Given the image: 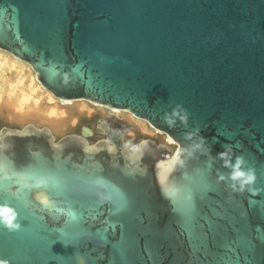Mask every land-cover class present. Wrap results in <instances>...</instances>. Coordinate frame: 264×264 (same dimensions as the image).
Listing matches in <instances>:
<instances>
[{
    "label": "water",
    "instance_id": "95a60500",
    "mask_svg": "<svg viewBox=\"0 0 264 264\" xmlns=\"http://www.w3.org/2000/svg\"><path fill=\"white\" fill-rule=\"evenodd\" d=\"M0 50L55 98L128 111L178 145L2 127L0 203L22 228L0 226V259L264 264V0H0ZM225 145L256 169L255 194L218 180Z\"/></svg>",
    "mask_w": 264,
    "mask_h": 264
},
{
    "label": "rangeland",
    "instance_id": "374dc122",
    "mask_svg": "<svg viewBox=\"0 0 264 264\" xmlns=\"http://www.w3.org/2000/svg\"><path fill=\"white\" fill-rule=\"evenodd\" d=\"M11 93L15 98L27 96L29 103L39 102L43 105L48 103L51 94L50 91L44 89L38 82L35 71L30 64L15 58L7 51L0 50V104ZM73 104L83 105L85 109L84 113L74 116L63 131L56 132L53 130L57 138L68 133H79L82 126H89L94 130L97 120L106 119L112 125L120 126L125 133V141L134 147L138 146L145 139L165 144L172 152L178 147L176 143L168 140L165 133L156 131L148 121L137 118L128 111L121 110L120 112H115L110 107L86 100H74ZM69 106H72V104ZM29 123L37 126H49L35 120L18 121L12 119L7 112H3L0 109V129L4 126L22 128ZM102 137L103 135L99 131H95V135L89 138V140L91 143H94Z\"/></svg>",
    "mask_w": 264,
    "mask_h": 264
},
{
    "label": "bare ground",
    "instance_id": "6f19581e",
    "mask_svg": "<svg viewBox=\"0 0 264 264\" xmlns=\"http://www.w3.org/2000/svg\"><path fill=\"white\" fill-rule=\"evenodd\" d=\"M28 101L27 96L15 98L11 93L5 101H2L0 109L7 112L12 119L18 121L35 120L39 123L48 124V127L56 132L63 131L74 116L84 113L85 110L83 105H74V101L71 100L61 101L55 98L52 93L46 105L39 102L29 103ZM71 104L72 106H69ZM110 108L115 112L121 111L117 108Z\"/></svg>",
    "mask_w": 264,
    "mask_h": 264
},
{
    "label": "clouds",
    "instance_id": "9594fccd",
    "mask_svg": "<svg viewBox=\"0 0 264 264\" xmlns=\"http://www.w3.org/2000/svg\"><path fill=\"white\" fill-rule=\"evenodd\" d=\"M184 121L186 122L187 117L185 116ZM195 148L201 147L197 144ZM191 154V153H189ZM218 158L222 161L224 168L230 169L227 173H219V181H231L229 187L233 191L243 192L245 190L252 191L254 194L258 191L254 185L257 181V172L253 167H245L246 160L242 155H235L231 145H225L224 150L217 154ZM235 161L233 162V157ZM3 178H7L5 175ZM179 192L180 189H176ZM66 214L75 219V213L68 209ZM0 226L6 228L9 232H17L22 228L20 221V213L18 209L8 202L0 203ZM0 264H8V261L0 259Z\"/></svg>",
    "mask_w": 264,
    "mask_h": 264
},
{
    "label": "flooded vegetation",
    "instance_id": "af4514ba",
    "mask_svg": "<svg viewBox=\"0 0 264 264\" xmlns=\"http://www.w3.org/2000/svg\"><path fill=\"white\" fill-rule=\"evenodd\" d=\"M83 127V126H82ZM82 127H81V129H80V131H79V133L81 132V130H82ZM89 127V126H88ZM92 129V128H91ZM109 129H121L122 131H123V129L120 127V126H118V125H112V123L109 121V120H106V119H101V120H97V122H96V127H95V129L93 130V132H94V134H93V136L95 135V131H99L102 135H103V137L102 138H100V139H105V138H107L108 137V133H109ZM124 132V131H123ZM125 134V133H124ZM93 136H91V137H93ZM90 137V138H91ZM100 139H98V140H100ZM97 140V141H98ZM134 147V146H133Z\"/></svg>",
    "mask_w": 264,
    "mask_h": 264
}]
</instances>
